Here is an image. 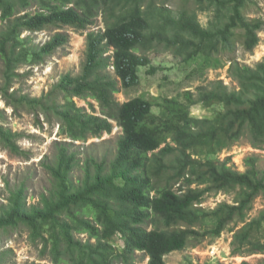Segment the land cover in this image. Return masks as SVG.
<instances>
[{
	"label": "trees",
	"instance_id": "1",
	"mask_svg": "<svg viewBox=\"0 0 264 264\" xmlns=\"http://www.w3.org/2000/svg\"><path fill=\"white\" fill-rule=\"evenodd\" d=\"M156 3L0 0V96L16 116L25 112L38 121L43 116L70 140L57 142L56 154L45 163L51 188L30 205L21 185L0 216V230L27 229L52 264H136L138 253L148 257V264H167L171 253L219 238L226 230L234 233V255L264 254V209L249 218L264 195V170L255 157L245 160L243 173L217 158L244 138L264 149V59L254 67L231 60L237 90L218 81L198 88L197 95L187 92L185 102L116 99L122 90L140 85V69L151 65L147 53L171 51L193 63L200 55L219 58L239 46L254 52L264 19L247 14L255 0H180L176 10ZM207 12L214 18L205 29L199 14ZM100 15L106 28L88 33L80 74L63 76L40 97L14 89L21 66L41 62L69 42L66 34L56 33L34 45L31 36L22 37L25 32L65 26L85 30ZM76 98L95 101L100 114L92 102L89 112ZM194 105L223 110L197 118L191 115ZM6 121L0 110V145L14 156H27L20 146L24 134ZM114 123L123 130L114 157L87 158L83 177L74 181L78 159L71 147L112 133ZM219 193L233 196V203L201 207L208 195Z\"/></svg>",
	"mask_w": 264,
	"mask_h": 264
},
{
	"label": "rangeland",
	"instance_id": "2",
	"mask_svg": "<svg viewBox=\"0 0 264 264\" xmlns=\"http://www.w3.org/2000/svg\"><path fill=\"white\" fill-rule=\"evenodd\" d=\"M159 6L176 10L180 0H155ZM247 14L249 17L264 19V0H255ZM22 14V13H21ZM214 14L200 13L199 20L203 28H209ZM4 24L0 21V28ZM103 15L88 29L78 30L70 26L62 28H51L42 32H25L22 37H30L34 45H43L56 33H64L69 37V42L59 48L50 56H45L41 62H34L21 66L18 73L22 77L15 81L14 89H20L24 94L32 97H40L48 93L61 78L67 74H80L82 63L85 59L87 49V35L90 32L105 30ZM153 50L147 53L151 59V65L140 69L141 83L138 87L130 90H122L116 94V99L125 103L136 97H145L152 102L162 101L164 98H176L185 102L187 92L198 94V88L208 87L212 82H224L229 90H237L238 83L231 78L229 69L231 60H238L241 65L254 67L264 59V30L260 33V43L254 52H247L242 47H236L234 53L226 52L219 58L200 55L193 63H185L181 57L171 51ZM2 66L0 60V86L2 84ZM115 76L113 68L109 69ZM80 107H85L92 112L88 100L76 98ZM100 114L98 104L92 102ZM0 110L7 114L6 124L14 131L23 133L20 146L28 152L25 157L14 156L0 145V216L10 206L11 194L18 191L21 185H25V195L28 204H37L41 195L46 193L52 186L51 175L45 167L46 161H51L56 154V144L61 141H70L62 136L58 125H50L45 122L43 116L40 121L34 115L23 113L16 116L13 108L8 107L0 96ZM223 107L217 106L205 109L202 105L191 107V115L197 118H212ZM158 112V108L155 107ZM112 133H105L101 138H93L88 142H75L71 150L76 153L78 165L72 172L74 181L83 177L84 166L87 158L97 157L102 159L106 156L112 159L117 151V142L123 134V130L114 123ZM248 157L258 158V166L264 170V149L252 147L247 138L242 139L228 150L218 154V159L228 160L230 166L245 172V160ZM177 189V187L175 188ZM233 203V196L219 193L208 195L201 205L205 209H214L220 203ZM264 209V195H261L254 204L249 218H255ZM233 232L226 230L219 238H207L199 244L192 243L182 251L168 255L165 260L167 264H185L192 261L194 264H264V254H233ZM84 237V236H83ZM119 248L123 242L119 241ZM42 245L33 244L29 239L27 229L0 230V257L1 264H52L49 257L41 255ZM149 259L142 253H138L136 264H148Z\"/></svg>",
	"mask_w": 264,
	"mask_h": 264
}]
</instances>
